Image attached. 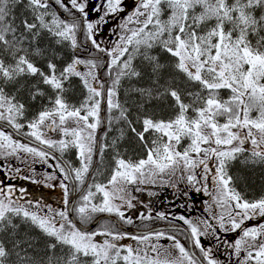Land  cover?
Returning <instances> with one entry per match:
<instances>
[{
  "label": "snow or ice",
  "instance_id": "snow-or-ice-1",
  "mask_svg": "<svg viewBox=\"0 0 264 264\" xmlns=\"http://www.w3.org/2000/svg\"><path fill=\"white\" fill-rule=\"evenodd\" d=\"M20 2L0 0V53L13 60L9 64L0 58V80L18 83L25 76H38L43 84L56 92L53 107L41 111L27 126L31 129V137L40 144L60 151L70 146L79 150L81 167L68 170L56 165L64 174V180L75 179L79 184L85 182V174L93 159L95 130L100 123V100L96 97L103 93L93 83L97 81L95 70L98 67L94 59L73 58L62 71L53 62L54 58L48 60L47 72L36 66L30 57L33 53L45 54L39 47H34L45 34L56 45L69 42L72 49L78 50L81 45L77 33L83 31L86 40L98 52L111 58L107 68L109 75L115 71V76L107 87L106 98L108 109L118 110L117 120L128 119V109L118 98L122 78L147 81L146 87L130 88V94L138 96L141 101L171 98L178 109L175 117L166 121L143 118V132L137 133L138 137L143 141L144 134L149 131L159 134L152 141V147L148 148L146 159L137 162L116 159V167L107 184L89 185V190L74 209L80 222L88 224L93 214L109 213L116 214L126 224H132V219L126 218L114 201L119 199L132 208L135 197L125 201L122 195L128 192L129 186L136 185L135 191H140L138 185L155 184L158 179L161 183H168L178 177L196 187L197 191L202 188L210 197L206 211L211 213L222 231L241 230L242 234L233 243L225 241L237 257L242 250L246 252L240 264H264V223L242 227L245 220L257 215L264 219V197L256 201L245 200L232 186L234 178L228 174L230 162L241 156H244L242 162L264 164V0H135L130 12H127L124 0H70V8L64 0H54L70 19L62 18L51 7L52 0H27L31 19L25 18L17 26L15 18L9 17L13 7ZM125 12L127 15H121ZM90 14H97L98 18L89 20ZM112 20L117 23L109 31L117 39L112 47H102L96 36L102 31L101 26ZM19 27H22V32ZM155 47L171 57L169 63H161L159 57L150 54ZM137 57H141L144 63L141 70L133 64ZM78 65H85L88 71H79ZM181 75L182 83L198 85L199 91L185 93L177 79ZM71 77H79L89 93L78 108L68 105L62 95L64 83ZM33 87L36 88L34 96L43 94L38 87ZM223 90L229 92L227 98L222 97ZM185 94L194 97L191 103L184 102ZM23 109V104L6 95L4 88L0 87V121H6L19 130L22 125L16 121L23 115ZM90 118L95 122H90ZM49 121L47 127H55L71 139H45L42 128ZM69 121L75 126L69 127ZM128 123L131 126V121ZM132 131L136 132V129L133 127ZM184 140L188 143L181 151ZM18 150L41 160L50 155L14 140L0 130V156H11ZM100 150L102 152L103 147ZM246 153L250 155L245 156ZM165 175L168 180L163 179ZM61 187L64 188L67 205L68 186L61 183ZM93 187L95 191L91 190ZM12 192L11 187L7 191L0 189V229L12 225L9 214L22 215L39 228L50 238L39 264H119L120 261L123 264H201L174 235L167 236V239L174 242L172 247L178 250L179 255L169 258L172 254L167 248L150 243L153 236L157 239L165 236L163 231L129 236L114 231V225L113 228L102 225L98 231H84L70 218L72 209L54 211L49 208L48 213L42 215L15 203L11 199ZM97 194L102 196L99 204L93 203ZM213 208L219 209V213ZM157 215L164 218L163 213ZM141 218L150 219L143 214ZM179 219L189 226L194 246L200 249L207 264H219L212 258L211 249L203 248L199 239L205 235H216L213 225L203 220L206 228L201 231L184 216ZM208 229L212 232L209 233ZM97 236L106 238L97 241ZM125 236L148 247L149 251L142 255L143 249L119 245L117 242ZM19 246L17 241L14 247ZM122 251L126 254L122 255ZM150 252L156 255H150ZM10 255L0 242V264H5ZM17 256L18 264H37L26 252Z\"/></svg>",
  "mask_w": 264,
  "mask_h": 264
},
{
  "label": "trees",
  "instance_id": "trees-1",
  "mask_svg": "<svg viewBox=\"0 0 264 264\" xmlns=\"http://www.w3.org/2000/svg\"><path fill=\"white\" fill-rule=\"evenodd\" d=\"M26 3L27 0H21L20 4L14 6L12 9V15L9 17V19L14 17L15 24L17 26L21 25V21L23 19H31V11L26 7ZM60 10L64 12L62 9ZM66 14L68 15V13ZM76 15H78V13H76ZM257 15H259V10H257ZM164 18L166 19L167 17L165 16ZM19 31H23L22 27H19ZM83 39L85 40L86 37L83 36ZM25 47H27V45H25ZM34 47H39L44 51L45 54L41 56L33 53L30 58L33 60L37 67L41 68V70L45 72L48 71L47 63L50 59L54 58L53 62L57 64L58 70L62 71L63 67L70 63L73 58L79 57L75 53L76 49H72L69 42H63L62 44L56 45L54 40H52V38L47 34H45L44 37L40 40L39 44L34 45ZM150 54L159 57L160 62L164 64L169 63L171 60V57L166 52H163L159 47H155L153 50H151ZM89 55L92 57H99L101 55V52H98L95 48H92V52ZM0 58H3L5 60V63H13L12 58L3 53H0ZM79 58L87 60V58ZM95 61L98 65L97 69L95 70V74L97 76V81H99L100 79L98 75L103 68V62L97 60ZM133 64L137 68V70H141L144 67V63L141 57H137L136 59H134ZM109 71L110 70L108 68L102 71V78L107 81L108 86L111 85L112 78H114L115 76V71L112 72L111 76L109 75ZM177 79L178 81H181V87L185 90V93L189 91L193 93L199 91L198 85H185L184 83H182V75L178 76ZM25 84L27 86L22 87V85ZM34 85L39 88L40 92L43 93L42 95L34 96V93L36 91V88L33 87ZM102 85L104 86V83H102ZM133 86L146 87L147 81L139 78H132L131 80H129L128 78H122L121 85L119 86L118 98L120 103L128 109V119L126 121L116 119V117L119 115L118 110H109L108 106L105 109V120L107 126L99 137L100 148L98 164L95 173L91 177L89 185H94V183H96V181L98 180L97 173H99L100 170L103 171L104 169L108 170L110 168L112 159H114L115 156L123 158L125 161H139L144 156V153H147L148 147L152 145L151 141L145 140V134L143 141L137 135V133L143 132V118L149 117L157 121H166L170 118H174L176 112L178 111V109L174 107V101H172L171 98H167L164 100L141 101L138 96L130 94V88ZM0 87L4 88L6 95L14 97L17 103L24 105L23 113L24 117L26 118V136H28L30 139L35 140L33 137H31L29 131L30 128L27 125L30 122L34 121L41 111L53 107L56 92L50 86L43 84L42 80L38 76H25L23 78H20L18 83L5 82L2 80L0 81ZM64 88L65 91L62 94L63 98L71 107H80V105L85 102L86 98L89 95L87 89L83 86V82L79 77H71L69 81H66L64 83ZM101 91L103 93L102 89ZM221 95L222 97L227 98L229 96V92L227 90H223L221 92ZM183 99L185 103H191L194 97H189L187 94H185ZM142 103L143 106H141ZM189 115H193V113L189 112ZM22 120L24 122L23 117ZM90 121L95 122L93 118H90ZM99 121L100 123L95 130V137L96 131H98L102 127L100 110ZM128 121H131V126H129ZM133 127L136 129V132L132 131ZM101 147H103L104 149L102 152L100 150ZM52 149H55V147H53ZM61 152L59 153L61 154V156H63V158H65L66 162L69 163L71 168H77L76 159L71 160L70 158H68L70 152ZM53 161L57 162L55 158H53ZM242 161H244V158L234 161L229 166V175L234 178L232 185L238 187V189H240L246 197H257L263 194L264 164L250 162L248 163ZM87 174L88 173L85 174V180ZM80 185L83 186V184ZM83 195L78 198L74 205L73 216L75 220L80 223V225H82L83 227H88L101 213L93 214V218L88 224H82L74 209L81 202V197ZM30 211L40 212V214L43 215V209L41 208L40 204L33 205ZM12 225H15V227H13ZM12 225L0 231V242H2L11 253L5 264H18L17 254L19 253L23 255L24 252H26L29 257L34 258L37 264H39V262L45 256L46 244L50 242V238L46 237L42 233V231L36 226L32 225L30 221L22 219V215L16 216L14 218V222H12ZM102 225L113 228V224L110 221L104 220L99 222L92 231L101 230ZM113 230L118 231L115 227L113 228ZM17 241L20 242V246L14 247V244H16ZM29 244L31 245V247H29Z\"/></svg>",
  "mask_w": 264,
  "mask_h": 264
},
{
  "label": "flooded vegetation",
  "instance_id": "flooded-vegetation-1",
  "mask_svg": "<svg viewBox=\"0 0 264 264\" xmlns=\"http://www.w3.org/2000/svg\"><path fill=\"white\" fill-rule=\"evenodd\" d=\"M124 2L127 8L133 9L135 0H124ZM158 135L159 134L154 132L148 134L149 140L152 142L157 138ZM43 169L46 178H49L50 175H53L54 177L57 174V171H55L53 168H50L49 166H44ZM20 174H22V171L19 173L15 170V164L12 163V160L10 162L0 161V187L1 184H3V187L5 185H12V187L16 191H18L19 188L22 189L24 183L26 182L31 184L32 186V183L28 182L26 179L31 178L30 174L25 173L26 178H21ZM163 179L168 180V176ZM232 186L242 195L245 200L256 201L264 197V193L257 197H246L241 192V190L238 189V187H236L235 185ZM40 189V191L35 189L33 193L26 190L24 193L27 194V197L31 199L32 197L41 198L45 206V213H48L49 208L53 210V207H60V203L57 204V206H50L49 202L51 197H57L58 201L64 200L63 194L57 187L49 186L48 182H45V184H43ZM138 200L147 203L148 207H146L144 204H141L140 208L137 210L136 216H139L138 211L140 210H143L144 215L147 216L156 214V218L151 217L149 220L141 222V225H149L150 222L155 223L156 227L161 225L162 223L180 225L182 227H186L191 234L189 226L185 224L184 221L179 219L180 216H184L186 219L194 221L197 226H200L201 231H204L206 228V225H204L202 221L208 220V222L213 225V228H215L216 235H205L199 237V239L201 240V245L203 246V248L211 249L212 258L217 260L219 264H240V260L245 257L246 252L242 250L240 256L237 257L234 253L233 248L228 247V244L225 243V241H227L228 243H233L242 234L241 230H236L235 232H224L219 228L217 221L212 218L211 213L206 211L207 204L210 203V197L203 192L202 188L200 191H197L196 187L188 184L186 180H180L178 177H174L168 183L156 182V185L154 186L144 185L143 192L141 193ZM61 208L64 209V205H62ZM149 210H151L150 213ZM213 211L219 213L220 210L217 208H213ZM158 213H163L164 218H160L157 215ZM260 223H264V219L257 215L254 218L245 220L242 227H253L257 226ZM208 232L211 233L212 229H208ZM174 236L177 238L176 235ZM179 241L182 245H184V247H187L186 243L183 242V239ZM150 243L162 245L164 248H167L172 254V256L169 258H175L178 256L177 250L172 247L174 242L167 239V235L159 239L153 236L151 237ZM137 245L140 249H144L146 252L149 251L148 247L140 245L138 244V242ZM196 249L200 251L199 248ZM151 255L155 256L156 254L151 253ZM201 255L203 257L202 253ZM205 262L207 263V261Z\"/></svg>",
  "mask_w": 264,
  "mask_h": 264
},
{
  "label": "rangeland",
  "instance_id": "rangeland-1",
  "mask_svg": "<svg viewBox=\"0 0 264 264\" xmlns=\"http://www.w3.org/2000/svg\"><path fill=\"white\" fill-rule=\"evenodd\" d=\"M64 3H65L66 5H70V0H64ZM70 6H71V5H70ZM131 10H132L131 8H127V12H130ZM73 11H75V10L73 9ZM127 12L122 13L121 15H127ZM97 18H98V17H97V14H90L89 17H88L89 20H95V19H97ZM116 23H117V21L112 20V21H109V23H108L107 25H102V26H101V27H102V31L100 32L99 35L96 36V39H97L98 42L101 43V46H102V47H107V48L112 47L113 42L117 39V36H116V35H113V34L109 31L110 29H114V28H115ZM116 31L118 32L119 29H116ZM82 42H83V44H86V43L91 44V43L88 42L86 39H85V40L82 39ZM110 59H111V58H109L108 63L110 62ZM122 59H124V58H122ZM77 69L80 70V71H83V72H85V73L88 71V68H87L86 66H83V65H78V66H77ZM96 86H97V85H96ZM96 99L99 100L98 97H96ZM17 119L20 121L19 118H17ZM170 119H172V118H170ZM168 120H169V119H168ZM90 122H92V121H90ZM48 123H50V121H49V122H46L45 126L42 128V132H43V134H44V138H45V139H50V140H53V141H59V140H61V139H71L70 137H65V136H64L59 130L55 129V127H53V128H49V127H47V124H48ZM22 124H23V123H22ZM22 124H21V125H22ZM68 126H69V127H74V126H75V123L72 122V121H69ZM29 131L31 132V129H30ZM151 133H152V131H151L150 133H148V134H151ZM145 134H146V133H145ZM187 143H188V141H187V140H184V141L182 142V146L180 147L179 150L182 151V150H183V147L186 146ZM73 147H75V146H70L69 148H67V149L64 150L63 152H65V153L71 152V151H72L71 148H73ZM248 147H250V145H248ZM75 148H76V147H75ZM76 150H77V156L79 157V154H78L79 150H78L77 148H76ZM24 153H25V152H24ZM25 154H26L27 159L29 160V163H32V164L34 163L35 165L38 166V167L36 166L37 169H35V170L37 171V173H38V175H39V177H40V176H41V172L39 171V170H40V166L42 165V163L47 162V160L50 161L51 158L48 156V157L46 158L47 160H41L39 157L33 156V155L30 154V153H25ZM244 155H245V156H246V155H250V153H246V154H244ZM70 156H73V155H72V152H71V155H70ZM146 156H147V153H146V154L144 153V156H143L141 159H146ZM0 157H3V156H0ZM10 157L15 158V157H17V154L11 155ZM232 162H234V161H232ZM212 164L214 165V164H215V161H213ZM79 166H81V162H80ZM115 167H116V164L114 163V166L111 167V172H113V170L115 169ZM109 169H110V168H109ZM104 170H106V169H104ZM104 170L102 171V173H104ZM198 171H202V169H198ZM111 175H112V174H109V176H107V178H106L104 184H107V182H108V180L110 179ZM166 176H167V175H165L163 178H166ZM59 182L65 184V182H63V181H62V182L59 181ZM157 182H158V183L160 182L159 179L157 180ZM186 182H187V181H186ZM8 184H9V183H8ZM144 185L154 186V185H156V183H155V184L149 183V184L138 185V187L141 189L140 191H135V188L137 187L136 185L129 186L128 192L122 194V195L125 196V201H126L127 199H130L131 197H135V199H132V204L134 205L132 208L127 207V204H126L125 202L119 200V199H117V200L114 201V203H116V204H118V205L120 206V210L124 212L125 216L128 215V216H131V217H135V216H136V212H137V210L140 208L141 204H144V205H146V207H148V204H146V203H144V202H141V200H138L139 197H140V195H141V193L143 192V186H144ZM94 191H95V189H94ZM96 196H97L98 200H97V201H94V202L97 203V204L101 203V201H102V196H101L100 194H97ZM137 197H138V198H137ZM100 199H101V200H100ZM93 200H94V199H93ZM13 201L16 203L17 200H13ZM51 201H52V203H53L54 205L60 203V208L62 207V205H63V203H64V200H62V201H58V200H57V197H52ZM138 202H139V205H138V207L136 208ZM17 204H18V203H17ZM27 206H28V205H25V204H24L23 207L26 209ZM56 206H57V205H56ZM135 208H136V209H135ZM150 212H151V210H149V213H150ZM152 215H153V214H152ZM9 217H10L11 221L14 222V218L16 217V215L9 214ZM12 217H13V219H12ZM22 219H24L23 216H22ZM192 223H193V224H196L194 221H192ZM196 225H197V224H196ZM9 226H10V225H8L7 227H9ZM198 227H199V229H200V226H198ZM5 228H6V227H5ZM3 229H4V228H3ZM3 229H0V231L3 230ZM100 237H102V236H100ZM101 240H102V239H98V241H101ZM177 252H178V250H177ZM119 263L122 264L123 262H119ZM185 264H186V262H185Z\"/></svg>",
  "mask_w": 264,
  "mask_h": 264
},
{
  "label": "water",
  "instance_id": "water-1",
  "mask_svg": "<svg viewBox=\"0 0 264 264\" xmlns=\"http://www.w3.org/2000/svg\"><path fill=\"white\" fill-rule=\"evenodd\" d=\"M104 103H105V100H104ZM103 107H104V104H103ZM101 114H102V117L104 116V110H103V108H102V111H101ZM72 180V179H71ZM73 182V181H72ZM74 195H75V192H74V190H73V195H72V199H71V202H70V204H69V209H72V205H73V203H74ZM70 217H72V214H71V212H70ZM102 218H109V219H112L120 228H121V226L118 224V222L114 219V218H112V217H108V216H103V217H100V218H98L96 221L98 222L100 219H102ZM76 224H77V226L78 227H80L82 230H84V231H89V230H91L93 227H94V225L96 224V223H94L91 227H89V228H83V227H81L76 221H74ZM124 231L125 232H129V230L128 229H124ZM131 233H135V234H145L146 232H144V233H142V232H131Z\"/></svg>",
  "mask_w": 264,
  "mask_h": 264
},
{
  "label": "bare ground",
  "instance_id": "bare-ground-1",
  "mask_svg": "<svg viewBox=\"0 0 264 264\" xmlns=\"http://www.w3.org/2000/svg\"><path fill=\"white\" fill-rule=\"evenodd\" d=\"M2 84V83H1Z\"/></svg>",
  "mask_w": 264,
  "mask_h": 264
}]
</instances>
